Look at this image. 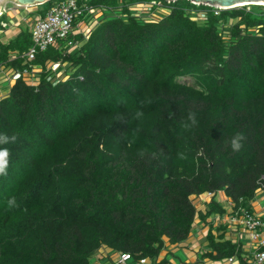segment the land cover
<instances>
[{"label": "trees", "instance_id": "1", "mask_svg": "<svg viewBox=\"0 0 264 264\" xmlns=\"http://www.w3.org/2000/svg\"><path fill=\"white\" fill-rule=\"evenodd\" d=\"M76 1L73 28H89L68 35L75 46L63 38L38 51L34 78L6 79L0 95V134L16 137L0 144L10 151L0 264H92L101 246L163 264L165 242L184 241L196 215L208 225L207 258H240V245L208 218L225 213L219 191L252 211L264 184V6ZM152 12L158 18L142 14ZM9 21L2 12L0 30ZM22 24L0 39V71L27 67L21 54L32 40ZM189 112L197 123L185 127ZM237 133L245 139L234 152ZM13 197L18 207L9 208Z\"/></svg>", "mask_w": 264, "mask_h": 264}, {"label": "built area", "instance_id": "2", "mask_svg": "<svg viewBox=\"0 0 264 264\" xmlns=\"http://www.w3.org/2000/svg\"><path fill=\"white\" fill-rule=\"evenodd\" d=\"M15 6L26 5H20L15 2ZM79 12L80 9L76 0H58L51 4L43 16L32 19L28 25L32 45L21 54L24 59L23 63L27 64V67L23 68L22 71L11 70L9 79L13 80L22 75L26 80H32L34 78L33 72L39 69V66L31 63L37 52L50 46H56L59 40L67 38L69 34L78 32L77 29L79 28H73V20ZM5 23L1 22V26L5 27ZM67 44L72 47L75 46V43H72L69 39ZM48 66H51L53 70L59 67L56 63H49ZM263 186L261 184V187ZM231 210L233 215L229 218L230 227H235V229L238 227L237 236L245 235L247 241L253 247L249 264H264V249H259L260 246H264V219L241 206L234 207ZM129 258L128 253L119 255L120 262H124ZM232 261V257L227 258V262L230 263Z\"/></svg>", "mask_w": 264, "mask_h": 264}, {"label": "crops", "instance_id": "3", "mask_svg": "<svg viewBox=\"0 0 264 264\" xmlns=\"http://www.w3.org/2000/svg\"><path fill=\"white\" fill-rule=\"evenodd\" d=\"M38 16L40 15L37 13V17ZM26 25L28 26L29 24ZM3 70H5L6 72L11 71L7 68ZM2 71H0V77L4 79L1 80L0 84L6 83L8 85L0 89L2 90V93H0V95L6 93L9 85L11 84L5 81L6 79L10 80V76H8L6 72L2 73ZM10 82H12V79L10 80ZM216 197L218 198L217 200L219 201V203L224 208L225 213L221 216L213 214L209 216L208 221H211L213 227L215 226L216 228L220 227V225H224L227 237L230 238L232 241L237 242V244L240 245V247L242 248L240 251V258L235 257L232 263H229L226 260L217 261L207 258V256H205L203 252L208 249L206 247L208 245V241L205 238V235L208 231V225L203 223L200 217L196 215L193 220L192 228L188 237L184 241L179 243L169 244L168 242H165V247L160 251L157 260H163L161 261L163 262V264H236L234 262L237 259L238 264H249L253 247L248 243L245 235L237 236L236 231H238V227L237 229H235V227L231 228L229 225V218L233 215V212L231 210L232 207L230 206V198L226 197L225 194L222 192L217 193ZM210 198L211 195L209 194L202 196V199L208 200ZM202 202L203 201L201 199L197 201V207H203ZM249 204L250 209L264 219V206H262L260 198H253ZM212 233L215 234L214 229L212 230ZM176 250L181 251V254L183 252L185 256L184 260L179 259V263L175 261V258L177 257V254H175ZM118 259V252H113L110 248L106 246H101L95 253V255L92 257V264H131L130 259L125 262H119ZM243 260L245 262H243ZM139 262L153 264V262L149 259H143Z\"/></svg>", "mask_w": 264, "mask_h": 264}, {"label": "rangeland", "instance_id": "4", "mask_svg": "<svg viewBox=\"0 0 264 264\" xmlns=\"http://www.w3.org/2000/svg\"><path fill=\"white\" fill-rule=\"evenodd\" d=\"M237 3V2H235ZM249 3H257V2H239L238 4H235V5H243V4H249ZM240 4V5H239ZM141 6V5H140ZM40 7H42L41 5L39 4H36L35 5H26V6H21V7H17L15 6V1L14 0H4L3 3H2V9H1V12H4V13H7L6 15L11 19V21L9 23H5V29H2L0 30V39L1 38H7L9 36H12L14 35L18 28L21 27V25H23L22 23L24 24H29L32 19L36 18L37 17V9H39ZM143 8H145L144 6H141ZM156 11L158 13H161V12H167L165 9H162V8H159V9H156ZM142 13L144 16V18H147L148 20H151V19H156L158 18V13ZM100 15V12H96L95 15H94V20H93V23L96 21V17H98ZM98 20V18H97ZM78 32L80 31H86L87 28H89V25H86L84 24L82 21L78 23ZM56 73H61L63 70L62 68L61 69H55ZM6 71L3 70L2 73H5ZM8 76H10V72H6ZM7 76V78H8ZM4 79L2 77H0V81ZM11 80V79H10ZM7 82V80H5ZM8 84L4 83V84H0V89L1 88H4V86H6ZM0 93H2V90H0ZM260 198V202L262 204V206H264V190H258L257 193H256V196L254 199H258ZM175 254H177V257L175 258V261L177 263H179V259L181 260H184V253L182 252L181 254V251L179 250H176L175 251ZM90 262L92 263L93 260L92 258H90ZM130 263L131 264H147V263H143V262H134L132 260H130ZM236 264H238L237 262V259L235 260Z\"/></svg>", "mask_w": 264, "mask_h": 264}, {"label": "clouds", "instance_id": "5", "mask_svg": "<svg viewBox=\"0 0 264 264\" xmlns=\"http://www.w3.org/2000/svg\"><path fill=\"white\" fill-rule=\"evenodd\" d=\"M193 3H195V2H193ZM200 3L209 4V3L204 2V1L203 2H200ZM200 3H197V4H200ZM256 4H258V3H256ZM209 5H212V4H209ZM261 5H263V4H261ZM213 6H215V5H213ZM216 7L217 8H223V7H220L219 5H217ZM0 11H1V9H0ZM181 80H184V78H182ZM142 115H143V113L140 112V111H138L136 113V118H140ZM187 120L190 122V124H185V127L194 126L197 123L196 114L194 112H189L188 117H187ZM244 139H245V137H244V135L242 133H237L234 137H232L231 140H230V146H231L232 151L239 152L241 150V148L243 147V141H244ZM15 140H16V137L15 136L9 137L6 134H0V144H8L10 142H15ZM140 155H144V153L141 152ZM9 158H10V151H9V149H7V148H0V175H3V176H6L7 175V169L9 167ZM260 189L263 190L262 187H261V185H260V188L258 190H260ZM219 192H222L223 193V191H219ZM230 203L232 204L231 207L234 208V203L231 201V199H230ZM8 206H9V208L18 207V205L16 204V200H15L14 197L13 198H10L8 200ZM231 257L233 259L235 258L233 256H231ZM129 259H127V260H129ZM118 261H119V259H118ZM226 261H227V259H226ZM232 262H230V263H232Z\"/></svg>", "mask_w": 264, "mask_h": 264}, {"label": "water", "instance_id": "6", "mask_svg": "<svg viewBox=\"0 0 264 264\" xmlns=\"http://www.w3.org/2000/svg\"><path fill=\"white\" fill-rule=\"evenodd\" d=\"M3 1L4 0H0V8L1 9H2ZM14 1L20 5H36V4L44 3L45 1H48V0H14ZM191 1L195 2V3H200V2L204 1V2H207V3L215 5V6L219 5L220 7H223V8H232V7L237 6L233 2L235 0H191ZM0 13H1V11H0Z\"/></svg>", "mask_w": 264, "mask_h": 264}, {"label": "bare ground", "instance_id": "7", "mask_svg": "<svg viewBox=\"0 0 264 264\" xmlns=\"http://www.w3.org/2000/svg\"><path fill=\"white\" fill-rule=\"evenodd\" d=\"M240 1L241 2H245V3H247V2H257L258 4H264V0H235L233 2H234V4H238ZM235 2H237V3H235Z\"/></svg>", "mask_w": 264, "mask_h": 264}]
</instances>
